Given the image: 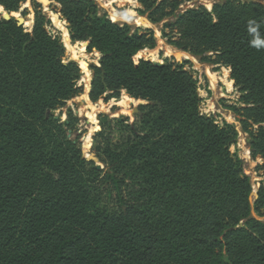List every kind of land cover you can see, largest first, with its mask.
<instances>
[{
	"label": "trees",
	"instance_id": "16d2710c",
	"mask_svg": "<svg viewBox=\"0 0 264 264\" xmlns=\"http://www.w3.org/2000/svg\"><path fill=\"white\" fill-rule=\"evenodd\" d=\"M52 1L71 41L101 55L90 100L126 92L145 104L133 125L103 116L102 131L73 138L70 110L66 122L54 113L82 96L81 65L40 3L30 33L1 15L27 0H0V264H264V181L252 203L231 152L244 131L264 171V6L138 0L170 46L230 69L236 126L201 111L189 61L138 58L157 47L153 29L118 23L95 0ZM82 138L98 145L89 157Z\"/></svg>",
	"mask_w": 264,
	"mask_h": 264
},
{
	"label": "rangeland",
	"instance_id": "374dc122",
	"mask_svg": "<svg viewBox=\"0 0 264 264\" xmlns=\"http://www.w3.org/2000/svg\"><path fill=\"white\" fill-rule=\"evenodd\" d=\"M36 1L42 5L44 13L52 22V27H49L48 31L52 35H60L66 47L64 33L54 23V20L51 16V13H54L60 18L63 23L66 24V26H68L67 23L61 18L60 14L57 12L58 6L52 0ZM95 1L98 3L102 12L107 13L109 17L115 20L116 22L121 24H128L134 28H141L143 30L153 29L155 31L157 38V47L154 50L147 49L141 52L138 58H143L145 60H149L155 63H162L165 59L172 58H174L177 62L186 61V58L180 57V55L184 53L170 46L168 43V39L163 37V24L159 26H154L150 24L146 17L140 16L138 11L140 10L141 6L138 0ZM221 1L224 0H183V5L180 9L182 11H185L190 8L204 6L208 10L212 11L214 4ZM241 1L257 2L264 6V0ZM24 10L28 11V15L26 17L22 16V12ZM2 14V17L4 18V15L6 13L3 12ZM17 14L21 15L26 20V24L27 22L32 21L31 27H27V25L25 27V29L31 33V31H33L35 20L34 10L32 7V0H27V2L22 7L21 12ZM167 33H169V31H167ZM71 43L72 45L77 47V56L75 58L73 54L69 52V49L66 47L68 52V58L78 62L83 69L84 75L77 85L78 87H80V85L83 86V94L82 96L73 98L71 101H69L66 108L55 112V116L60 117L62 122H66L68 120V112L70 110L73 117L77 120L73 138L83 132H87L89 135L91 134L93 136L96 130L102 131V123L100 119L103 116H108V118L112 121L122 119L129 125H133L136 120V116L139 114V107L145 103L130 98L126 94V92L122 93L121 99L119 101L115 99L107 100L106 95L101 98L97 103H93L89 98V94L91 91V82L93 79V74L90 68L93 65H99L101 55L97 52L88 54L86 43ZM189 62L191 64L187 65L186 69L192 71L195 77L199 80V94L202 98L201 111L205 115L215 117L218 123L220 124L226 122L228 124L240 126L235 113L230 109V107L232 106L240 107L239 100L241 97V94L235 87L234 82L231 80L230 69L226 67H219L210 65L208 63H203L200 61V59L195 57H191ZM231 81L233 82V84L230 83ZM125 96L129 97L132 101L126 100ZM120 102H125V104L121 105L119 104ZM93 110H96L97 112L95 116V119L97 121L96 125H93L89 118V114L93 113ZM239 134L240 135L238 143L237 145L231 148V152L239 160H241L245 174L250 177L252 181V203H254L255 196L259 191L262 182L264 181V171L262 170L263 160L258 157L255 158L253 156L252 151L250 149V135L242 130H240ZM70 135H72V133H70ZM111 136H113V138L115 139H118L120 137V131L115 130V133H113ZM82 143L85 147L84 154L86 155V157L91 156L90 152L95 151L93 149H96L98 146L97 143H94L91 138L87 140H85V138H82Z\"/></svg>",
	"mask_w": 264,
	"mask_h": 264
},
{
	"label": "bare ground",
	"instance_id": "6f19581e",
	"mask_svg": "<svg viewBox=\"0 0 264 264\" xmlns=\"http://www.w3.org/2000/svg\"><path fill=\"white\" fill-rule=\"evenodd\" d=\"M44 1V0H43ZM120 1V0H119ZM126 1V0H125ZM130 1V0H128ZM128 3V2H127ZM210 9V7H209ZM51 16H52V19L54 20V22H57V26L59 29H61L64 33V39H65V44H66V47L69 49V52L73 54V56L76 58L77 56V51H76V46L72 45L71 41H70V38H69V32H68V29H67V26L65 23H63L60 18L55 15L54 13H51ZM31 24H32V21H29L27 22V27H31ZM181 58H189L190 56L188 54H181L180 55ZM178 58V57H177ZM210 75V74H209ZM231 84H233V82L231 81L230 82ZM125 99L128 100V101H132L129 97L125 96ZM118 104V103H117ZM119 104L121 105H124L125 102H120ZM127 106V105H126ZM94 109V108H93ZM97 112L96 110H93V113L89 114V118H90V121L93 125H96L97 124V121L95 119V116H96ZM98 126V125H97ZM96 128V127H95ZM93 129V128H92ZM91 129V130H92ZM91 135V134H90ZM92 136V135H91Z\"/></svg>",
	"mask_w": 264,
	"mask_h": 264
},
{
	"label": "water",
	"instance_id": "95a60500",
	"mask_svg": "<svg viewBox=\"0 0 264 264\" xmlns=\"http://www.w3.org/2000/svg\"><path fill=\"white\" fill-rule=\"evenodd\" d=\"M4 11H3V9H1V15L3 16V13ZM5 13V12H4ZM4 19L5 20H7V21H9V20H12V19H15V21L18 23V25L20 26V27H26V20L21 16V15H19V14H17V13H12V14H5L4 15ZM56 25L58 24L57 22H54ZM151 24V23H150ZM32 32V31H31ZM70 38V37H69ZM70 40H71V38H70ZM72 42V41H71ZM89 44H90V42H88V43H86V48H88V46H89ZM68 53V52H67ZM190 56V55H189ZM192 56H190L189 58H186L185 60L186 61H190V58H191ZM183 61H181V63H182ZM77 85H78V82L76 83ZM80 87L81 88H83V86H81L80 85ZM99 130H96L95 132H94V135H95V133H97ZM92 158V157H91ZM93 160H95L94 158H93ZM97 169L98 170H103L104 169V167L102 166V164L101 163H97ZM257 194H256V196H255V200H257ZM253 217H255V214L253 215ZM244 226V224L243 223H241V225H240V227H243Z\"/></svg>",
	"mask_w": 264,
	"mask_h": 264
},
{
	"label": "snow or ice",
	"instance_id": "6c2138e0",
	"mask_svg": "<svg viewBox=\"0 0 264 264\" xmlns=\"http://www.w3.org/2000/svg\"><path fill=\"white\" fill-rule=\"evenodd\" d=\"M25 6H27V5H25Z\"/></svg>",
	"mask_w": 264,
	"mask_h": 264
}]
</instances>
